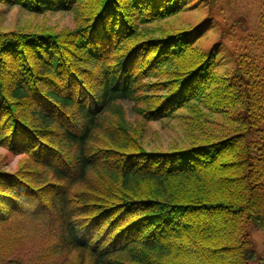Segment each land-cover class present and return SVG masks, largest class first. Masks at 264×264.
<instances>
[{"label": "trees", "instance_id": "trees-1", "mask_svg": "<svg viewBox=\"0 0 264 264\" xmlns=\"http://www.w3.org/2000/svg\"><path fill=\"white\" fill-rule=\"evenodd\" d=\"M0 1L76 15L57 32L0 27V147L23 157L0 170V264L255 260L244 230L264 229V0L229 75L219 45L196 46L206 22L169 24L213 0ZM125 103L146 122L184 111L185 144L146 149Z\"/></svg>", "mask_w": 264, "mask_h": 264}, {"label": "rangeland", "instance_id": "rangeland-1", "mask_svg": "<svg viewBox=\"0 0 264 264\" xmlns=\"http://www.w3.org/2000/svg\"><path fill=\"white\" fill-rule=\"evenodd\" d=\"M206 4L202 3L190 8L181 16L171 19L169 24H173L174 27L191 28L206 22L208 25L204 35L198 40L196 46L208 50L219 45L225 59L222 60L218 71L222 75H229L235 69L233 52L239 48L238 40L244 33L242 25L247 19L251 27L258 26L257 17L263 1L213 0ZM238 21L242 22L240 26L235 24ZM0 27L6 31L25 27V29H48L57 32L74 29L76 15L73 11L35 15L18 6L11 7L0 3ZM229 54H232V57ZM133 105V103L124 104L127 120L134 125L146 122L134 111ZM185 115L186 113L181 111L177 117L171 120L146 122L145 148L148 150H169L176 146H183L185 135L180 128V123ZM22 159L23 157L16 156L0 147V170L15 172ZM244 233L249 236L251 247L256 253V259L250 264H257L264 256V229L256 224H249Z\"/></svg>", "mask_w": 264, "mask_h": 264}]
</instances>
